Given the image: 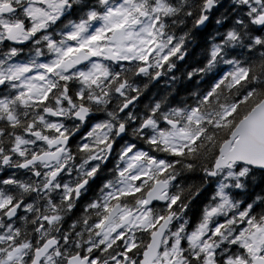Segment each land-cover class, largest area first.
I'll return each mask as SVG.
<instances>
[{"label": "snow or ice", "instance_id": "obj_1", "mask_svg": "<svg viewBox=\"0 0 264 264\" xmlns=\"http://www.w3.org/2000/svg\"><path fill=\"white\" fill-rule=\"evenodd\" d=\"M0 264H264V0H0Z\"/></svg>", "mask_w": 264, "mask_h": 264}, {"label": "clouds", "instance_id": "obj_2", "mask_svg": "<svg viewBox=\"0 0 264 264\" xmlns=\"http://www.w3.org/2000/svg\"><path fill=\"white\" fill-rule=\"evenodd\" d=\"M233 3L239 4L241 2V0H232ZM212 36L215 37L216 33L213 32ZM211 39L209 40V43H211ZM203 51L201 49L198 48H190L189 49V55L186 58L183 66L178 69L176 71V77H177V81H176V86H180V84L184 83V77H183V73L187 72V71H191L193 73H196V71L202 67V61H203ZM159 87L161 89H169L172 87L171 82L168 81H161L159 84Z\"/></svg>", "mask_w": 264, "mask_h": 264}]
</instances>
